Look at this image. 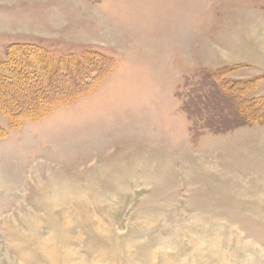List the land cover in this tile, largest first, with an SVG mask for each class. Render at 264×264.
Masks as SVG:
<instances>
[{"label":"rangeland","instance_id":"374dc122","mask_svg":"<svg viewBox=\"0 0 264 264\" xmlns=\"http://www.w3.org/2000/svg\"><path fill=\"white\" fill-rule=\"evenodd\" d=\"M8 64L0 264H264V0H0Z\"/></svg>","mask_w":264,"mask_h":264},{"label":"trees","instance_id":"16d2710c","mask_svg":"<svg viewBox=\"0 0 264 264\" xmlns=\"http://www.w3.org/2000/svg\"><path fill=\"white\" fill-rule=\"evenodd\" d=\"M18 45V44H17ZM20 45H24L23 47L25 48V49H27L28 51H30V49H43V47L42 46H38V45H34V44H19L18 45V47H21ZM31 47V48H30ZM45 51H47V54H48V61H49V63H48V65H50V67H52V70H53V72L54 73H56V75H58V72H59V70L61 69V72H63V70H62V68H63V66H61V64H62V62H61V60H56V59H54V56H53V54L51 53V51L50 50H45ZM20 54V53H19ZM39 55H41V54H39ZM38 54H37V56H39ZM72 57H75L74 59H76V61L75 62H77V64H78V67L77 68H79V69H82L83 68V66L85 65V62H84V59H78V57H76L75 55H72ZM15 58V57H14ZM38 58V57H37ZM39 59V58H38ZM37 59V60H38ZM73 59V60H74ZM56 60V61H55ZM20 61H21V64H23L22 66H19V68H18V70L21 72V71H23V69H24V66H27L28 65V63H29V60H28V58H24L23 59V61L20 59ZM36 61V60H35ZM28 62V63H27ZM61 62V63H60ZM12 64H8V65H6V70H7V72H6V75L3 77V76H0V80L1 81H3V82H8V83H11V85L12 84H17V83H20V80H19V78L18 79H16L15 78V76H16V73H17V75H19L20 74V72H18L17 70H15L14 68H12V67H16V66H11ZM66 65V64H65ZM59 66L61 67V68H59ZM22 67H23V69H22ZM29 67V66H28ZM41 67H43L42 65H41ZM66 68H68V67H66ZM29 69H31L33 72L32 73H30V71H27V73H25V77H28L29 76V78L30 79H33L34 80V75H36L37 73H38V71H37V68L36 67H34V66H31V68H29ZM67 70V69H66ZM17 71V72H16ZM37 78V77H36ZM36 78H35V80H36ZM28 79V78H27ZM83 92H86V90H83V91H81V92H78V94H81V93H83ZM77 97V94H74V96H70V97H66V96H60V97H58V99L56 98L52 103H50V102H45V103H43V105H35L34 106V104L33 105H30L29 107H28V109L30 110V111H32V115H30V116H28L29 118H22V119H17L16 120V115L14 114V113H11V115H8L9 116V119H10V122L13 124V126H17L18 124L20 125V123H21V121L22 120H28V119H31V120H39L40 118H42L43 116H45V115H47L48 113H50V112H52V110L56 107V105L58 104V103H67V102H69V101H71V100H74L75 98ZM47 98H49V97H47ZM37 106V107H36ZM37 108V109H36ZM2 110H1V113H4V114H6L7 112H5L4 110H3V108H1ZM26 112V111H25ZM23 115V114H22ZM29 115V114H28ZM21 120V121H20ZM0 130H3V129H0ZM1 133H2V131H1Z\"/></svg>","mask_w":264,"mask_h":264}]
</instances>
